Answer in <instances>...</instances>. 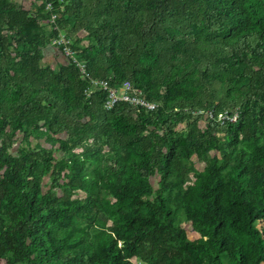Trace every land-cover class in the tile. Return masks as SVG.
I'll return each instance as SVG.
<instances>
[{
	"label": "trees",
	"instance_id": "1",
	"mask_svg": "<svg viewBox=\"0 0 264 264\" xmlns=\"http://www.w3.org/2000/svg\"><path fill=\"white\" fill-rule=\"evenodd\" d=\"M251 1L69 0L91 39L83 77L42 65L36 18L0 0L26 47L0 34V264H264V0ZM96 78L157 104L107 108L102 84L86 94ZM208 108L201 128L193 112ZM30 135L81 150L56 157Z\"/></svg>",
	"mask_w": 264,
	"mask_h": 264
},
{
	"label": "rangeland",
	"instance_id": "2",
	"mask_svg": "<svg viewBox=\"0 0 264 264\" xmlns=\"http://www.w3.org/2000/svg\"><path fill=\"white\" fill-rule=\"evenodd\" d=\"M103 0H91L92 7L95 8L101 5ZM58 6H54L52 0H7L6 6H12L15 9V12H18L15 15L20 13L27 14L29 16H34L39 24L40 32L42 35L43 43L37 46V50L40 53V61L42 65H49L52 69H57L59 64L71 63L78 68L79 74L84 77L86 71V62L82 56L79 55V48L87 44L91 39L86 34V31L81 25V20L78 15H75L73 10L66 8L69 0H59ZM253 4H256L254 0L251 1ZM20 12V13H19ZM14 16V15H12ZM6 15H0V22L2 24V29L0 34H2L10 48L16 47L18 50L26 49L22 43H18L13 36V32L9 30L6 24ZM56 31L54 34L52 31ZM66 44L71 52L67 53L63 46ZM85 70V71H83ZM100 79H94L91 81V84L86 88V94L95 92L100 88ZM132 86V85H131ZM133 89V86H132ZM211 108L202 110H196L193 112V117L196 118V123L201 128L205 125V117L209 116V111ZM227 112H232L238 115V106H227L220 110ZM200 114V115H199ZM217 120L221 121L219 118V113ZM222 122V121H221ZM185 126V123L177 125V128ZM31 146H34L38 141L42 142L47 148H51L54 151L56 157L61 156L62 154L69 155L72 151H79L81 147H76L69 152L64 153L61 150L57 149V144H51L46 142L44 138L36 139L32 135L29 137ZM26 144V141L22 138V133L17 132L14 136L9 138V148L10 151L17 154L18 147L21 144ZM203 167V162L198 160V158L193 154L191 156L183 157V169L188 172L190 178H193L195 169H201ZM159 175L155 173L150 177V182L154 189L159 187ZM50 176L46 174L43 178V186L46 189L50 184ZM187 184L189 181H185ZM58 193H62L61 189L57 190ZM84 193L80 190L74 192V197H82ZM152 198V197H151ZM182 227L186 230V233L190 239H193L198 236V231L193 227L190 220L183 219L181 220ZM138 264H145L144 262L139 261L134 258Z\"/></svg>",
	"mask_w": 264,
	"mask_h": 264
},
{
	"label": "built area",
	"instance_id": "3",
	"mask_svg": "<svg viewBox=\"0 0 264 264\" xmlns=\"http://www.w3.org/2000/svg\"><path fill=\"white\" fill-rule=\"evenodd\" d=\"M64 50L67 53H70L71 50L66 47V44L63 46ZM85 71V70H83ZM100 83L103 85V89L107 91V95L104 101V105L107 108H110L115 102L117 101H125L128 102L131 105L134 106H143L147 109H152L156 106V102L151 101L145 97H143L141 94L137 93L135 89H132V86L129 81H125L121 86L118 88L109 87L106 85L105 82L102 80ZM212 112L209 111V116H211ZM237 117V114L227 112L226 110L219 112V118H221V121L224 120H235Z\"/></svg>",
	"mask_w": 264,
	"mask_h": 264
}]
</instances>
